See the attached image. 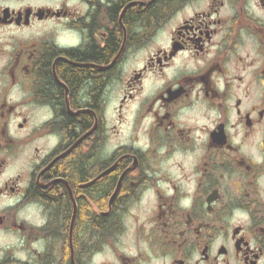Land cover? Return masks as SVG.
Returning a JSON list of instances; mask_svg holds the SVG:
<instances>
[{"label": "flooded vegetation", "instance_id": "af4514ba", "mask_svg": "<svg viewBox=\"0 0 264 264\" xmlns=\"http://www.w3.org/2000/svg\"><path fill=\"white\" fill-rule=\"evenodd\" d=\"M0 264H264V0H0Z\"/></svg>", "mask_w": 264, "mask_h": 264}, {"label": "trees", "instance_id": "16d2710c", "mask_svg": "<svg viewBox=\"0 0 264 264\" xmlns=\"http://www.w3.org/2000/svg\"><path fill=\"white\" fill-rule=\"evenodd\" d=\"M151 14L153 16H156V11H152ZM109 47V46H108ZM109 51V50H108ZM113 53V49H111V53L102 52L99 55H97V61L108 59L110 55ZM64 71L66 72V77L72 83V85H75V87L78 86V83L85 78L84 73L77 72L74 68H71L69 66H64ZM66 135L69 137L73 136V130L71 125H67L65 128ZM57 173L61 175H70L72 179L75 181H81L86 180L90 177H92L95 173L94 169L89 168V161L86 158L80 157L78 153L72 154L69 158L63 160L60 162V164L57 167ZM66 177V176H65ZM114 177L110 175L107 180V185L104 184L102 188L100 189L103 193H108L111 189V185L113 183ZM80 225L86 224L88 228L92 227L93 224L96 223L95 217L92 216V213L89 211L88 206L82 204L80 209Z\"/></svg>", "mask_w": 264, "mask_h": 264}, {"label": "bare ground", "instance_id": "6f19581e", "mask_svg": "<svg viewBox=\"0 0 264 264\" xmlns=\"http://www.w3.org/2000/svg\"><path fill=\"white\" fill-rule=\"evenodd\" d=\"M133 23V22H132Z\"/></svg>", "mask_w": 264, "mask_h": 264}]
</instances>
